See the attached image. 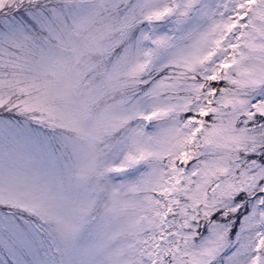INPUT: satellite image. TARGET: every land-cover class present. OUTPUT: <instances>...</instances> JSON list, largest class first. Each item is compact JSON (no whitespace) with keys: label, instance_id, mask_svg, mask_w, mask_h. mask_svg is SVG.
I'll use <instances>...</instances> for the list:
<instances>
[{"label":"snow or ice","instance_id":"snow-or-ice-1","mask_svg":"<svg viewBox=\"0 0 264 264\" xmlns=\"http://www.w3.org/2000/svg\"><path fill=\"white\" fill-rule=\"evenodd\" d=\"M0 264H264V0H0Z\"/></svg>","mask_w":264,"mask_h":264}]
</instances>
